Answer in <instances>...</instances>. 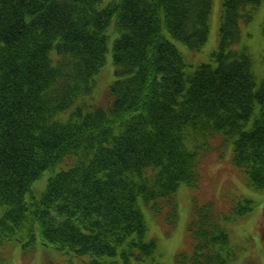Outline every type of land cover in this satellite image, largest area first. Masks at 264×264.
<instances>
[{"label": "trees", "instance_id": "trees-1", "mask_svg": "<svg viewBox=\"0 0 264 264\" xmlns=\"http://www.w3.org/2000/svg\"><path fill=\"white\" fill-rule=\"evenodd\" d=\"M103 2L0 0V264L6 242L38 238L65 264H166L140 197L175 226L176 191L196 184L216 136L264 189V75L243 32L263 0H223L218 46L195 67L164 31L201 49L213 0ZM113 33L116 79L92 104ZM251 202H196L177 264H229L226 221Z\"/></svg>", "mask_w": 264, "mask_h": 264}, {"label": "rangeland", "instance_id": "rangeland-1", "mask_svg": "<svg viewBox=\"0 0 264 264\" xmlns=\"http://www.w3.org/2000/svg\"><path fill=\"white\" fill-rule=\"evenodd\" d=\"M107 1L104 0L103 4H106ZM222 2L223 0H213L210 36L207 43L199 50L190 48L186 43L172 37L167 30L164 31L182 52L185 61L193 64L194 67L201 62H207L210 59V53L218 46ZM263 24L264 0L258 7L254 19L249 24L243 25L244 41L249 46L258 79L264 75ZM115 35L113 33L109 42L106 61L96 75V86L91 93L84 97L92 104L106 100L109 84L116 76L112 50ZM225 139L223 143V138L216 136L209 141L211 152L202 161L199 172L196 173L198 177L196 186L183 182L178 187L175 196L178 203L179 219L175 226L169 228L163 224L154 215L150 205L140 197V205L148 224L147 239L155 238L157 240L159 259L166 264H177L176 255L178 252L191 248L188 225L192 210H194V201L202 204L208 200L214 201L220 211H228L240 201H252L247 206L250 209L245 210L244 214L226 221L235 253L229 264H250V262L264 264V189L252 186L244 172L233 165V140L226 136ZM46 178L44 175L40 180L44 179L45 182ZM44 188L45 185L38 191L41 192ZM4 210L5 207L0 205V216ZM38 240L31 250L26 243L20 240L6 242L3 250L10 264H65L66 256L62 251L49 244H41ZM37 249L39 252L34 256V260L32 256Z\"/></svg>", "mask_w": 264, "mask_h": 264}, {"label": "bare ground", "instance_id": "bare-ground-1", "mask_svg": "<svg viewBox=\"0 0 264 264\" xmlns=\"http://www.w3.org/2000/svg\"><path fill=\"white\" fill-rule=\"evenodd\" d=\"M92 30V29H91ZM94 30V29H93Z\"/></svg>", "mask_w": 264, "mask_h": 264}]
</instances>
